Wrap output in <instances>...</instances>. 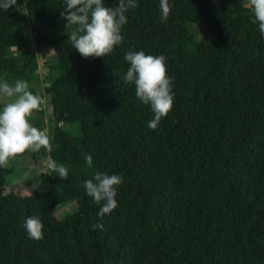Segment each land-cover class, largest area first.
Wrapping results in <instances>:
<instances>
[{
    "label": "trees",
    "instance_id": "obj_1",
    "mask_svg": "<svg viewBox=\"0 0 264 264\" xmlns=\"http://www.w3.org/2000/svg\"><path fill=\"white\" fill-rule=\"evenodd\" d=\"M136 2L125 14L122 43L89 58L68 39L75 26L61 16L64 0L0 8V81L14 85L36 72L29 39L67 57L48 64L43 90H29L45 99L33 126L43 130L46 122L52 142L50 153L39 154L69 169L67 179L48 174L47 189L23 196L7 190L8 169L0 168V264H264L258 23L244 0H169L165 22L160 0ZM129 51L163 55L174 78L173 108L155 130L147 126L150 106L124 80ZM98 171L123 177L118 207L102 218L84 188ZM69 201L72 211L54 213ZM37 215L39 241L23 226Z\"/></svg>",
    "mask_w": 264,
    "mask_h": 264
},
{
    "label": "clouds",
    "instance_id": "obj_2",
    "mask_svg": "<svg viewBox=\"0 0 264 264\" xmlns=\"http://www.w3.org/2000/svg\"><path fill=\"white\" fill-rule=\"evenodd\" d=\"M17 4V0H0V8L7 11ZM65 8L61 16L67 21L66 26H75L68 34L72 46L81 56L104 57L113 53L116 46L123 41L122 27L127 23L126 13L136 8V0H118L115 7H106L104 0H64ZM254 15V23H258L261 36L264 37V0H247L245 5ZM161 22H165L172 5L169 0H160ZM124 59L129 63L124 80L133 83L135 95L145 105H149L154 113L148 121V127L155 130L162 118L173 108V81L167 74L166 58L154 56L144 51H129ZM0 96L8 99L0 110V168L10 166V160L25 152H39L44 149L52 151V142L45 131L33 126L30 119L35 112L42 110L43 100L38 94L29 90L24 80H16L14 85L7 80L0 81ZM89 166L92 157H86ZM57 173L61 178L69 177L68 166L49 161L47 170L40 173ZM123 182L118 174L96 172L92 179L84 181L87 196L100 205L98 216L110 214L118 207L117 191ZM40 181L32 185L38 188ZM29 238L39 241L44 238V225L37 216H30L24 222ZM103 228L102 224L94 225Z\"/></svg>",
    "mask_w": 264,
    "mask_h": 264
},
{
    "label": "rangeland",
    "instance_id": "obj_3",
    "mask_svg": "<svg viewBox=\"0 0 264 264\" xmlns=\"http://www.w3.org/2000/svg\"><path fill=\"white\" fill-rule=\"evenodd\" d=\"M245 4H247V0H244ZM201 30L198 29L197 36H199ZM27 51H33L36 55L37 60V69L36 72L31 75L28 79H24L27 81L30 87H33L36 90H43L44 86L47 84L45 76L47 74V66L51 61L59 60L65 61L67 59L66 56L59 55L55 53L51 49L42 48L38 50L34 44L32 39H29L26 47ZM18 54L20 57H23V52L19 51ZM6 100L4 98L2 100ZM42 107L45 106V99H43ZM39 113L35 112L33 117L30 119V122L34 125V119L37 117ZM45 116L44 121H46L47 116ZM42 131H45L47 134V124L44 122V128ZM38 152L36 156L34 155H21L17 156L16 158L10 160V166L7 167L8 172L5 175L6 179V187L7 190H12L14 192L19 193L20 195L26 196L29 195L34 190H44L47 189L50 185L49 180L47 178L48 173H40L47 170V164L49 161V156L42 157ZM37 181H40L39 187L33 189L32 185ZM76 206L75 201H69L58 206L54 213L56 215H61V213L72 211L71 208Z\"/></svg>",
    "mask_w": 264,
    "mask_h": 264
},
{
    "label": "water",
    "instance_id": "obj_4",
    "mask_svg": "<svg viewBox=\"0 0 264 264\" xmlns=\"http://www.w3.org/2000/svg\"><path fill=\"white\" fill-rule=\"evenodd\" d=\"M219 4H220V6H221L222 10H224V6H223L221 3H219Z\"/></svg>",
    "mask_w": 264,
    "mask_h": 264
}]
</instances>
